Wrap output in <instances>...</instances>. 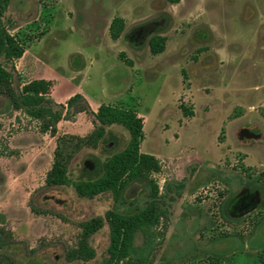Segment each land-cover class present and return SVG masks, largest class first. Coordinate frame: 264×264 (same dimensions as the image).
<instances>
[{"label":"rangeland","instance_id":"1","mask_svg":"<svg viewBox=\"0 0 264 264\" xmlns=\"http://www.w3.org/2000/svg\"><path fill=\"white\" fill-rule=\"evenodd\" d=\"M114 17L124 20L116 40ZM4 19L25 49L15 61L23 80L40 76L32 62L43 60L80 83L93 104L143 118L140 150L160 163L150 178L167 217L151 236L136 233L130 264H264V0H10ZM154 35L166 38L158 54L149 48ZM0 100L3 151L12 133L37 122ZM128 138L111 126L98 148L74 155L69 177L99 176L103 159ZM44 171L34 169L28 185L43 213L29 202L25 214L0 205V226L16 241L12 257L17 264H103L106 223L91 238L92 260L67 262L65 251L76 244L79 222L113 207L112 195L84 199L71 186L45 188ZM176 182L184 183L180 193ZM148 190L147 181L134 184L117 209L143 208Z\"/></svg>","mask_w":264,"mask_h":264},{"label":"trees","instance_id":"2","mask_svg":"<svg viewBox=\"0 0 264 264\" xmlns=\"http://www.w3.org/2000/svg\"><path fill=\"white\" fill-rule=\"evenodd\" d=\"M166 1L172 4L180 2V0ZM9 4L10 0H0V97L5 98L11 110L19 111L36 120L41 133H48L56 138L53 161L46 172L44 187L71 186L77 197L84 199H92L108 192L114 201L113 207L105 211L103 216H93L78 223L80 232L76 244L66 249L65 259L67 262L92 260L96 251L91 245V238L106 223L109 229V244L107 257L103 264H130L128 259L136 252L133 244L136 233L141 232L144 236L148 234L151 236L153 228L160 223L162 218L167 217V210L161 204L162 196L159 186L150 178L151 173L159 171L160 163L154 155L140 150L143 140V118L134 109L105 103H101L94 112L81 93L69 96L65 104L58 103L51 96V81L23 80L18 73L15 61L23 55L25 49L10 33V28L4 19ZM123 29V18L114 17L109 25L111 39H118ZM165 41V36H152L149 40L151 53L163 52ZM128 61L131 63L130 60ZM80 112L86 113L91 118L92 131L85 136L57 135L59 121L73 120ZM115 125L122 126L128 132L129 140L125 147L103 159L102 173L99 176L88 179H71L68 171L74 155L81 149L98 148L106 137L108 128ZM5 153L13 155L16 152L4 146L3 151H0V156ZM143 181H147L149 185L148 200L145 206L131 213H121L117 209L119 200L126 199V192L129 188ZM183 187V182H176L172 189L180 193ZM29 207L37 215L43 213L31 199ZM59 217L64 220L63 217ZM15 242L12 231L0 226V264H17L9 251Z\"/></svg>","mask_w":264,"mask_h":264},{"label":"crops","instance_id":"3","mask_svg":"<svg viewBox=\"0 0 264 264\" xmlns=\"http://www.w3.org/2000/svg\"><path fill=\"white\" fill-rule=\"evenodd\" d=\"M24 54L19 60L23 58ZM32 66L40 72V76H35L33 79L51 81V96L56 102L65 104L69 96L74 93H81L89 102L92 111L95 112L101 104H93L80 83L76 85L72 81L66 80L65 77L60 75L59 71H55L57 69L44 63L43 60L40 62L34 60ZM53 89L57 90L56 94H52ZM63 89L65 90L64 92L62 91ZM105 104L111 105L113 103ZM13 112L19 113V111ZM0 120L2 119L0 118ZM35 122L37 121L35 120ZM38 125L37 122L32 129H20L12 133L8 146L16 153L10 156H0V205H5L6 210H19L18 214H22V212L25 214L29 210V207H26L25 204H28L32 191L28 188V185L34 183L36 179L34 169L44 167L45 171L40 184L43 185L46 172L50 169L53 161L56 138L48 133H41ZM92 129L91 118L86 113L80 112L73 120H60L57 124V135L73 134L85 136ZM254 136L256 135L253 134V138ZM248 198L249 196L244 201H247Z\"/></svg>","mask_w":264,"mask_h":264},{"label":"flooded vegetation","instance_id":"4","mask_svg":"<svg viewBox=\"0 0 264 264\" xmlns=\"http://www.w3.org/2000/svg\"><path fill=\"white\" fill-rule=\"evenodd\" d=\"M243 200H245V199H243ZM243 200H241V202H242ZM238 204H239V203H238ZM235 206H239V205L235 204Z\"/></svg>","mask_w":264,"mask_h":264},{"label":"water","instance_id":"5","mask_svg":"<svg viewBox=\"0 0 264 264\" xmlns=\"http://www.w3.org/2000/svg\"><path fill=\"white\" fill-rule=\"evenodd\" d=\"M249 136H252V134H248Z\"/></svg>","mask_w":264,"mask_h":264}]
</instances>
